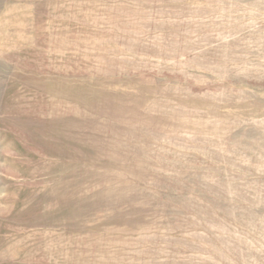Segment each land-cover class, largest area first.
I'll return each instance as SVG.
<instances>
[{
	"label": "rangeland",
	"instance_id": "rangeland-1",
	"mask_svg": "<svg viewBox=\"0 0 264 264\" xmlns=\"http://www.w3.org/2000/svg\"><path fill=\"white\" fill-rule=\"evenodd\" d=\"M0 264H264V0H0Z\"/></svg>",
	"mask_w": 264,
	"mask_h": 264
}]
</instances>
